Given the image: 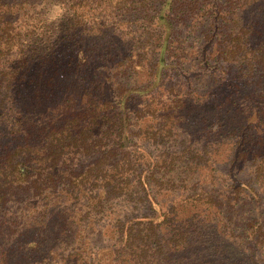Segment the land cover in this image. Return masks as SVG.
<instances>
[{"label":"trees","instance_id":"obj_1","mask_svg":"<svg viewBox=\"0 0 264 264\" xmlns=\"http://www.w3.org/2000/svg\"><path fill=\"white\" fill-rule=\"evenodd\" d=\"M48 2L62 10L53 32L32 22ZM195 26L204 32L200 63L225 65L246 122L229 146L231 168L249 159L262 178L264 0H0V264H256L264 231L254 190L240 180L230 196L198 187L165 208L157 196L174 189L168 174L181 156L159 160L130 144L127 103L150 93L118 86L116 100L109 89L105 69L144 65L162 86L170 50L182 44L179 27ZM49 37L50 49L40 47ZM177 105L157 103L162 126L177 119ZM203 130L193 137L201 149L186 154L202 164L192 175L211 177L223 129L207 120ZM93 148V161L72 173L71 155ZM89 224L107 244L101 253L87 252Z\"/></svg>","mask_w":264,"mask_h":264},{"label":"rangeland","instance_id":"obj_2","mask_svg":"<svg viewBox=\"0 0 264 264\" xmlns=\"http://www.w3.org/2000/svg\"><path fill=\"white\" fill-rule=\"evenodd\" d=\"M34 12L36 15L33 17L36 18L32 22L41 26L42 24L37 22L43 20L46 22L42 25L45 32L46 30H51L52 32L56 30V25L62 14L58 4L48 2L43 6V9H36ZM130 20L132 21L133 18ZM190 22L188 21V23ZM189 28L190 31H181L179 27L178 32L182 34V37L180 36L182 44L179 48L170 50L167 58L168 70L163 77L162 86L155 87L153 85L150 75L147 74V67L144 65L143 71L117 67L105 69L111 76H114L112 77L114 83L109 89L116 100H118V94L114 89H117L118 86L132 88L139 93L140 91L147 92V94L150 93L148 96H138L139 98L136 100H131L127 103L130 144L142 148L159 160L164 157L171 159L174 156H181V160L173 165L171 174H168L176 180L174 189L170 193L167 192L160 197L157 196L165 208L170 207L177 199L191 194L198 187L206 189L205 191L216 190L224 196H230V186L235 181L240 180L251 187L256 194L254 205L258 212L256 221L264 231V173L262 178L257 177L255 161L249 159L239 162L232 168L230 165L233 151H230L229 146L233 147L235 145L239 138L237 130L246 122L237 112L239 104L232 102L234 98L233 88L226 86L227 81L224 79L227 76L223 73L226 72L225 65L220 63L221 67L219 69H213L212 67L215 64L210 61L209 66L203 67L197 54L202 49L204 32L196 26ZM175 35H177V32L172 37ZM184 38L186 41L183 40ZM53 40L50 37L41 38L39 40L41 41L39 43L40 47L43 45L45 48L50 49ZM30 44L32 45L31 47L39 46L38 43H34L33 39ZM85 55L90 58L89 60L94 61V67L98 68L102 64L98 61L95 62L87 53ZM151 63H155V60L154 62L151 60ZM94 69L90 68V71L96 74L97 72H102V70L95 69V71ZM228 71L231 82L235 78L236 71L235 68ZM232 83H235V81ZM204 93L213 94L215 98L205 104H201V101L204 100L202 97ZM159 101L178 103L176 110L177 119L172 124L167 125L168 128L162 126L159 118H155L158 115L156 105ZM245 112L248 113L250 111ZM207 120L209 124H221L223 129V132L219 134V138H216L212 143V149H218L212 158L211 167L213 171L211 177H209L207 170L200 171V173L195 172L192 175L190 167H194L195 164L200 167L202 164L201 161H193L189 157L190 155L186 154V152L191 153V151L196 153L197 150L195 149L201 147L199 143H194L195 139L193 137H197L204 132L203 128ZM93 158L94 148L86 156L71 155V163L68 164V169L72 170V173L78 174L84 170L86 165L93 161ZM186 179L190 182H187ZM193 183L195 184L194 188ZM85 188L89 193L95 189L90 183ZM249 207L252 208L253 205L251 204ZM99 224L102 225L103 223ZM93 226L95 225L89 224L84 229V233L89 234V238L92 241L87 250L88 254L101 253L100 250L107 247L106 243L102 240L100 241L97 229L92 230ZM260 240L264 242V237ZM260 244L258 241L254 256L256 264H264V243Z\"/></svg>","mask_w":264,"mask_h":264}]
</instances>
